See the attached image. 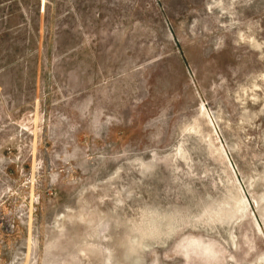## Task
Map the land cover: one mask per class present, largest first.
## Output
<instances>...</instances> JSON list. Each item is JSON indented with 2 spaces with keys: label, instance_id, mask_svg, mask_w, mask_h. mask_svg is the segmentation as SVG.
Here are the masks:
<instances>
[{
  "label": "rangeland",
  "instance_id": "374dc122",
  "mask_svg": "<svg viewBox=\"0 0 264 264\" xmlns=\"http://www.w3.org/2000/svg\"><path fill=\"white\" fill-rule=\"evenodd\" d=\"M0 264H264V0H0Z\"/></svg>",
  "mask_w": 264,
  "mask_h": 264
}]
</instances>
